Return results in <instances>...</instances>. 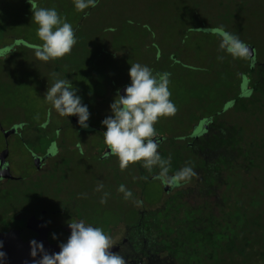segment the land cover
<instances>
[{
  "label": "flooded vegetation",
  "instance_id": "obj_1",
  "mask_svg": "<svg viewBox=\"0 0 264 264\" xmlns=\"http://www.w3.org/2000/svg\"><path fill=\"white\" fill-rule=\"evenodd\" d=\"M42 1L73 26L76 43L63 57H35L21 72L0 76V251L6 253L7 233L59 245L70 235L68 222L84 220L111 237V251L125 264H264V35H251L252 0H196L202 15L195 24L174 17L158 28L150 5L146 17L123 15L118 0H98L85 16L73 0ZM119 28L128 42L115 41ZM166 29L179 31L176 38ZM224 32L249 46L247 60L219 48ZM41 43L13 37L0 47V64L8 67L15 47L35 56ZM132 63L169 73L177 111L154 128L169 175L186 163L196 172L182 186L154 180L157 166L149 171L136 162L121 170L114 155H103L100 122L129 83ZM53 73L78 88L89 129L43 102ZM98 183L103 188L95 191ZM121 184L131 198L117 191Z\"/></svg>",
  "mask_w": 264,
  "mask_h": 264
},
{
  "label": "clouds",
  "instance_id": "obj_2",
  "mask_svg": "<svg viewBox=\"0 0 264 264\" xmlns=\"http://www.w3.org/2000/svg\"><path fill=\"white\" fill-rule=\"evenodd\" d=\"M97 3L98 0H73V7L87 16L85 9L96 7ZM31 22L37 25L36 36L42 42L34 50L35 57L41 61L63 57L76 43L73 26L55 8H35L32 10ZM219 48L234 59L247 60L250 55L249 46L238 36L228 32L223 33ZM52 75L54 83L44 93L43 102L50 105L59 117L75 116L80 129H89V108L82 102L78 88L67 79H56V74ZM128 77L129 83L122 92L117 89L115 98L109 105L110 114L100 122L105 129L103 142L107 148L103 155H114L121 170L136 162H142V167L149 171L157 166L159 171L152 177L154 180L168 189L182 186L196 172L186 163L169 175V160L162 158L157 151L160 138L154 128L158 119L173 116L177 111L170 99L169 73L154 72L147 65L132 63L128 69ZM102 188L103 184L98 183L95 191ZM117 191L123 194L124 199L133 195L123 184ZM104 202L102 197L100 203ZM136 203L139 205L141 202L137 200ZM67 226L70 235L58 245V252L49 254L42 241H29L30 264H125L118 252L111 251V237L100 227L87 224L84 220L68 222ZM52 238L56 239L54 233ZM2 247L0 242V248ZM5 261L6 253L0 251V264H5Z\"/></svg>",
  "mask_w": 264,
  "mask_h": 264
},
{
  "label": "rangeland",
  "instance_id": "obj_3",
  "mask_svg": "<svg viewBox=\"0 0 264 264\" xmlns=\"http://www.w3.org/2000/svg\"><path fill=\"white\" fill-rule=\"evenodd\" d=\"M195 1L196 0H120L119 3L122 2V9L118 7L119 10L122 11V14L126 15L130 13L129 4H132L131 13H133V15L135 13H142L146 17L148 5L153 6L152 10L154 12V18L156 19L154 24L155 28L168 24V20L174 17H177L176 21L183 23V26H190L197 21L194 16L202 15V13L197 10ZM38 4L40 7H46L42 0H0V47L4 48L7 42H10L13 37L27 39L33 42L40 41L36 36L37 25L31 22L32 10H34ZM27 8H29V12H27ZM25 12L30 15L28 19L24 18ZM262 12H264V3L261 4L260 0H252L250 4V15L251 19L256 22V25H253L251 29L252 37L264 35V26L261 25L262 23L260 20ZM162 32L163 30H159L158 32L160 37L159 42H163ZM167 32L170 33L169 35L171 38H176L175 35H177L179 31L168 30ZM113 34L117 35L118 42H122V28L116 29ZM139 39L140 38L132 39V42H141ZM13 51L14 55L9 61L10 64H7L8 67L6 68V62L0 64V76H6V70L16 73L21 72L26 64H31L35 61V56L24 48L15 47ZM5 54L6 49L0 51V55Z\"/></svg>",
  "mask_w": 264,
  "mask_h": 264
},
{
  "label": "water",
  "instance_id": "obj_4",
  "mask_svg": "<svg viewBox=\"0 0 264 264\" xmlns=\"http://www.w3.org/2000/svg\"><path fill=\"white\" fill-rule=\"evenodd\" d=\"M5 153L0 154V177L6 176ZM37 241L43 242L49 254L59 251L58 245L50 244L46 238ZM29 251V242L24 243L20 237H13L11 233L6 234V264H30Z\"/></svg>",
  "mask_w": 264,
  "mask_h": 264
},
{
  "label": "trees",
  "instance_id": "obj_5",
  "mask_svg": "<svg viewBox=\"0 0 264 264\" xmlns=\"http://www.w3.org/2000/svg\"><path fill=\"white\" fill-rule=\"evenodd\" d=\"M118 1H120V0H118ZM121 4H122V2L118 3V6L121 7V9H122ZM129 6H130L129 9H130V12H131L133 6H132V4H129ZM122 31H123V36L121 37V38H122L121 41H122V42H128V38H129V37H127V35H128L129 33H128L127 31H124V30H122ZM158 36H159V35H158ZM159 38H160V37H159ZM114 39H115V41L118 40L117 35L114 36ZM252 43H256V44H257V42H252Z\"/></svg>",
  "mask_w": 264,
  "mask_h": 264
}]
</instances>
